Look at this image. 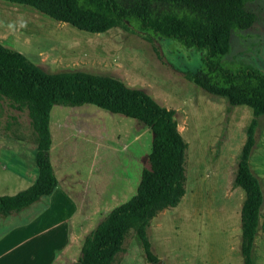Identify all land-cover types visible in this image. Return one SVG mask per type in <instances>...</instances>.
Listing matches in <instances>:
<instances>
[{
  "label": "rangeland",
  "instance_id": "374dc122",
  "mask_svg": "<svg viewBox=\"0 0 264 264\" xmlns=\"http://www.w3.org/2000/svg\"><path fill=\"white\" fill-rule=\"evenodd\" d=\"M256 20L232 31L229 62L264 72V0L245 4ZM0 42L46 71L80 69L120 78L175 110L186 142L184 194L176 206L157 211L147 236L155 262L145 261L129 229L111 264H242L239 209L242 190L233 185L236 162L252 112L230 105L184 77L200 53L136 27L91 33L58 21L32 6L0 0ZM48 154L57 179L50 194L0 215V264H73L84 236L136 190L148 166L152 133L134 118L93 104H55L49 113ZM36 137L26 110L0 97V195L34 182ZM261 191L264 217V115L257 118L248 158ZM253 264H264V231L257 232Z\"/></svg>",
  "mask_w": 264,
  "mask_h": 264
},
{
  "label": "trees",
  "instance_id": "16d2710c",
  "mask_svg": "<svg viewBox=\"0 0 264 264\" xmlns=\"http://www.w3.org/2000/svg\"><path fill=\"white\" fill-rule=\"evenodd\" d=\"M32 6L43 14L91 33L127 24L154 37L170 38L200 53L201 64L184 77L205 92L226 98L230 105H245L252 118L246 126L233 177L243 193L239 209L242 264H253L252 248L258 228L262 191L248 158L254 144L257 118L264 115V72L242 62H229L230 34L256 20L245 4L252 0H7ZM0 97L26 110L36 137L37 177L14 194L0 195V215L18 211L57 184L48 148L49 113L53 105L93 104L146 125L151 133L148 166L142 167L136 190L110 209L83 238L73 264H111L132 229L145 261L155 262L147 236L157 211L178 204L184 194L186 142L177 129L175 110L159 104L148 92L128 86L120 78L80 69L46 71L21 52L0 42Z\"/></svg>",
  "mask_w": 264,
  "mask_h": 264
}]
</instances>
